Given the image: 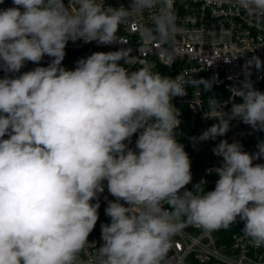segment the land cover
Here are the masks:
<instances>
[{"label": "clouds", "instance_id": "1", "mask_svg": "<svg viewBox=\"0 0 264 264\" xmlns=\"http://www.w3.org/2000/svg\"><path fill=\"white\" fill-rule=\"evenodd\" d=\"M174 2L12 0L0 9V264H167L187 226L212 232L238 220L249 244L264 247V163H254L264 158V141L250 154L220 140L212 149L222 157L210 170L214 190L203 180L186 188L191 160L172 99L187 95L186 85L211 92L215 77L162 75L131 48L94 52L74 70L62 66L69 41L122 44L121 25L145 12L153 27L143 39L173 41L181 31ZM234 2L250 23L264 20V0ZM45 56L52 59L40 66ZM27 62L37 66L21 73ZM253 65L264 62L254 56L245 64L241 87L230 89V112L208 99L204 117L216 122L199 141L226 136L232 120L264 131V92L248 79ZM105 181L115 198L105 208L110 223L101 224L103 243L89 254Z\"/></svg>", "mask_w": 264, "mask_h": 264}, {"label": "built area", "instance_id": "2", "mask_svg": "<svg viewBox=\"0 0 264 264\" xmlns=\"http://www.w3.org/2000/svg\"><path fill=\"white\" fill-rule=\"evenodd\" d=\"M67 2L65 0L66 4ZM130 3L131 0H105L106 6L113 7H129ZM12 6V0H4L0 9ZM174 8L181 31L169 43L143 39V33L153 27L151 14L145 12L121 25L118 36L122 44L104 46L96 42L88 44L82 40L75 43L69 41L65 48L68 56L64 60H74L75 64L71 69L74 70L76 61L87 58L94 52L131 48L132 55L162 75L172 78L180 75L187 80L215 77L211 92H204L202 85L201 88L186 85L187 95L172 99L173 105L180 111L179 131L182 135L177 138L184 145L191 160L193 178L186 188L193 190L194 185L203 180L206 182V190L211 191L215 188L218 176L210 170L222 163V157L214 155L212 149L220 140L239 142L250 154L255 153L257 144L264 141V131H255L239 120L231 121L230 131L224 137H217L214 141L198 140L202 132L216 122L204 117L208 110V99L215 96L221 107L224 105L223 111L230 112L233 102L230 89L241 87V81L245 79V64L254 56L264 62V20L250 23L251 18L246 17L234 0H175ZM51 59L45 56L40 66L46 67ZM229 59L231 62L226 63L225 60ZM120 63L123 64V61ZM36 66L27 62L21 73ZM141 66L137 63L132 70ZM249 71L251 75L248 79L257 90L264 92V67L257 69L253 65ZM4 76V71L0 70V78ZM235 102H240L239 98H235ZM217 114L219 115V109ZM133 138L137 139L138 133ZM254 163H264V158ZM97 199L100 204L99 219L89 235V254H94L96 248L103 243L101 224L110 223L105 208L107 202L115 198L108 192L106 181L104 192L98 193ZM96 202L97 200L92 201ZM243 227L244 222L239 220L228 229L212 232L189 225L173 238L174 244L167 255V264H264V247L253 248L242 232Z\"/></svg>", "mask_w": 264, "mask_h": 264}, {"label": "trees", "instance_id": "3", "mask_svg": "<svg viewBox=\"0 0 264 264\" xmlns=\"http://www.w3.org/2000/svg\"><path fill=\"white\" fill-rule=\"evenodd\" d=\"M65 56H68V53H66ZM74 64V60H64V65L62 64V66H64L67 70H71L74 67ZM135 141L136 139L132 137V143L130 144V147H135Z\"/></svg>", "mask_w": 264, "mask_h": 264}]
</instances>
